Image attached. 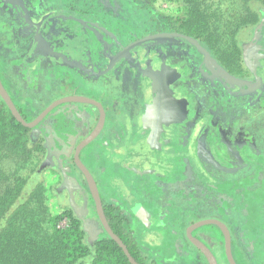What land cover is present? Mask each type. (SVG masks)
I'll return each mask as SVG.
<instances>
[{
    "label": "flooded vegetation",
    "instance_id": "af4514ba",
    "mask_svg": "<svg viewBox=\"0 0 264 264\" xmlns=\"http://www.w3.org/2000/svg\"><path fill=\"white\" fill-rule=\"evenodd\" d=\"M5 1L13 3L15 9H0V81L22 117L27 122L35 121L52 104L70 97L88 98L100 104L105 111L102 131L80 152L81 162L97 184L104 213L110 208L125 217L124 224L128 225L133 236H136L133 228H141L144 221L162 230H174L176 240L172 244L178 255L192 252L202 264L205 256L188 239V227L209 216L225 219L227 224H224L231 232L233 250V241L236 248V240L232 226L240 225L243 229L251 226L257 241L255 254L264 264V239H258L256 226L264 227L261 224L255 226L259 220L264 224V199L261 198L264 197V146L260 145V138L264 137V95L252 104L250 94L243 93L240 86L230 84L231 79L236 78L253 80L245 64L244 50L256 40L257 30L264 20V10L258 24L250 31L253 33L251 40L245 38L231 45L239 49L236 55L232 48L231 53H227V50L218 52L209 41L198 37L197 29L183 27L181 17L167 21L165 17L159 18V15L149 11V6L139 5L134 0ZM162 34L183 35L192 40H158L156 37ZM68 38L77 41L69 44V48L64 46ZM67 50L69 53L80 51L81 61L65 60ZM205 59H208V64ZM66 68L70 72L69 79L60 78L57 70L63 72ZM176 68L183 69L184 75L176 76ZM221 70L223 75L219 73ZM151 71L156 75H149ZM28 72H34L32 77L29 78ZM95 75L98 78L93 77ZM94 83L96 87L91 90V97L75 94ZM64 87L69 94L53 102L50 91ZM166 93L169 96L163 100L166 99ZM189 93L194 100L191 104L187 99ZM0 101L5 103L1 94ZM157 102L161 110L167 113V118H170V129L165 132L150 127L137 130V117L148 114L149 107ZM172 103L176 106H171ZM38 104L40 108L35 110L33 106ZM5 106L8 108L6 103ZM177 107L188 111L190 116L185 118L179 115ZM64 109L67 112L69 109L84 111L81 122L74 123L67 112L53 117ZM254 114L259 115L256 123H252L251 118V124L244 123L248 115L252 117ZM204 115L212 118L214 126L208 123L202 131L195 132L192 123ZM100 116V109L94 104L63 103L51 110L30 132H34L32 141L45 143L52 152L59 154L67 174L80 183V187L74 188L76 201L80 204L84 202L87 207L93 203L87 220L93 221L103 230L86 177L75 162L77 147L97 128ZM125 117L130 119L131 125ZM165 119L163 115L158 121ZM258 129L261 136L257 134ZM38 130L46 134L38 135ZM206 135L223 137L224 147L216 145L217 153H213L212 147L204 140ZM191 139L193 148L188 146ZM126 141L130 145L126 146ZM143 143L148 147L147 156L133 155L136 166L126 161L127 169L122 171L134 175L123 174V177L126 179L131 176L132 183L128 185L143 197V203L148 207L143 210L152 212L150 219V215L148 218L146 215L139 216L136 219L139 222L134 223L119 203L116 204L114 199H104L102 194L105 189H114L109 178H114L113 172L119 168L116 165L117 158L124 157L121 151L124 148L139 149ZM166 148L172 152H184L185 157L181 156L182 168L189 182L194 178L193 167L198 160L208 162V171L211 172L209 175L203 173L207 179H211L213 186L209 187L206 182L202 189L189 186L182 192L180 184L165 185L164 178L159 176V168L170 170L178 158L177 154H170ZM223 148L229 149L230 158H222L225 152ZM240 149L245 156L238 152ZM187 153L191 159L195 158L194 162L187 157ZM83 155L89 165L83 161ZM255 158H259L261 164L255 163ZM215 165L233 172L235 176L225 179L217 175L212 171ZM248 167L254 169L251 176H245ZM108 168L112 170L109 176L108 171H105ZM147 173H152V176ZM147 179L155 186V190H148L145 185ZM210 190L218 196L217 204L206 202L201 206L202 209L191 210V204L195 202L200 206L193 194L199 196ZM78 196L83 197L84 201L79 200ZM192 196L195 199L193 201ZM202 230H195L193 236L207 245L198 236ZM218 230L215 237L224 241L221 237L223 234ZM209 248L220 264L214 250L211 246ZM141 251L145 261L147 257H153L148 248H142ZM147 252L150 254L147 255ZM245 257L244 252H241V263L247 261L245 264H251ZM154 262L157 264V259Z\"/></svg>",
    "mask_w": 264,
    "mask_h": 264
},
{
    "label": "rangeland",
    "instance_id": "374dc122",
    "mask_svg": "<svg viewBox=\"0 0 264 264\" xmlns=\"http://www.w3.org/2000/svg\"><path fill=\"white\" fill-rule=\"evenodd\" d=\"M14 2H17L18 0H13ZM23 1V0H22ZM137 4L141 5H147L148 10L152 11L155 13V15H159V18L164 19L168 21V19L174 20L176 17L180 18L185 22L186 19H188V9L192 8L191 5L185 3L184 0H174L173 2H167L164 0H157L152 2L151 0H134ZM199 5L200 8L203 11V8L209 7L208 10V17L202 20L201 26H196L198 28L197 34L199 35L200 39L210 41V44L218 51H225L227 50V53H231V45H234V43L240 42L243 39L247 38L251 40L253 33H250V31L258 24V19L261 14V12L264 10V7L260 9L258 12L257 19L255 17V21L252 22L250 26L247 28H237L236 24L240 23V21L246 19V14L243 12L245 7L240 6V4L237 3V0H199ZM194 6V5H193ZM196 8V6H194ZM244 8V9H243ZM0 9H3V11H6V9H15L13 3L6 2L5 0H1L0 2ZM234 9V11H233ZM240 11V12H237ZM237 12V13H235ZM214 13L216 16H213ZM204 14V12H203ZM206 14V12H205ZM15 22V20H13ZM195 22L196 20L193 19ZM231 24V26H230ZM243 26V25H242ZM16 29V27H15ZM73 29V27H72ZM245 30L244 32H242ZM246 36V37H245ZM158 40L160 39H180V40H192V38L183 36V35H177V34H162L158 35L156 37ZM9 41H11L10 38H6ZM28 42V41H27ZM66 44H64L65 47H68L69 44H75L77 41L73 39H66ZM30 43V42H29ZM32 45V42H31ZM22 46L25 47V44ZM30 46V45H29ZM63 46V47H64ZM69 48V47H68ZM237 48V47H236ZM233 47L232 49L236 53V55L239 53V49H236ZM214 49V50H215ZM69 55V56H68ZM72 60L73 62L79 63L81 61V52L80 51H75L74 53H69L68 50L66 52V58L65 60ZM210 59V58H208ZM208 59H205V62L208 64ZM244 59H245V64L248 67L250 73L253 76V80L250 79H231V85H237V87H241V90L245 94H250L252 96L251 103L254 104L259 101L260 97L264 95V20L262 21L261 25L259 26L257 30V38L253 43L247 45L244 50ZM50 63V61H49ZM47 63V64H49ZM217 65V64H216ZM97 66V65H96ZM212 66V63H211ZM218 66V65H217ZM67 67V65H66ZM99 66H97V70ZM217 69V67H216ZM34 70H35V65H34ZM154 71H156L155 68H153ZM32 73L34 72H28L29 78L32 77ZM58 75L60 78H65L69 79L70 77V72H68L67 68L64 69L63 72H60L57 70ZM221 75H223L222 70L219 71ZM175 74L176 76L181 77L184 75V70L183 69H175ZM248 74V72L246 73ZM149 75L155 76L156 73L151 71ZM98 78L96 75L93 76ZM90 78V77H89ZM62 83V82H61ZM56 88V86L54 85ZM96 83L92 84V86H88L84 91H77L75 94L78 96H85V97H91V90L95 89ZM60 90V91H59ZM59 91V92H58ZM64 92H66L64 94ZM52 96V101L55 102L61 98H64L66 95L69 94V91L66 90V88H61L56 91H50ZM191 93L188 94V102L191 104L194 100H192V96L190 95ZM169 94L166 93L164 97L167 100ZM191 97V98H189ZM185 100V99H182ZM171 106H176L174 103L171 104ZM36 109L40 108V105H35L33 106ZM179 110V107H177ZM69 112H67V109L61 110L60 112H57L56 114L53 115V117L58 116L61 112H67L72 121L74 123L81 122L82 117L84 116V111H80L79 109H69ZM149 113L148 114H142L137 117V124L138 127H136L137 130H142L143 128L150 127L152 129L160 128L165 132V130L170 129V122L169 119L167 118V113L163 112L160 107V103H154L149 107ZM180 114L182 117L187 118L190 116V113L188 111H182L181 109L179 110ZM165 115L166 119L164 121H158L161 116ZM258 114H254L251 116L248 115L247 121L244 123L251 124L256 123L258 119ZM180 118V117H179ZM251 118V122L249 119ZM125 120L131 125V121L128 117H125ZM213 120L212 118H209V116H202L198 121H194L192 124L193 130L196 131H202V129L208 125L211 124V126H214L212 124ZM249 122V123H248ZM165 128V129H164ZM45 130V128H44ZM37 134L44 136L46 132L43 130H38ZM225 133H229L228 131H225ZM34 132H29L27 136L29 137L30 144L32 146L37 145L35 141H32V135ZM257 134L261 136V131L258 129ZM224 138H220L218 135H206L204 138L206 144L213 149V153H217L216 151V145H220L221 147H224L223 145V140ZM260 145L264 146V137L261 136L260 138ZM42 147V152L37 153L38 157L41 158V163L39 166V169L37 171V174L34 176L35 183H43L47 190H48V199L44 201V203L50 207V210L52 212H63L64 210H72L73 213L77 218L81 220L82 226H86L87 231L86 236H87V241L92 244L94 240L96 241L99 239L100 235L104 232H102V229H99L97 225H94L95 223L93 221H88V215L91 211L90 207L93 208V203H91L90 206L87 207V205H84V202L81 204L76 201V196L74 195V188L75 187H80V183L78 180L74 179L73 177L69 176L67 172L65 171L66 169L62 167V161L60 160L59 154L52 152L51 148H48L45 146V143H38ZM130 145L128 141H126V146ZM193 148L194 142L193 139L189 141V145ZM148 147L145 145V143L142 144V146H139V149L131 148V149H125L121 151V154H123L124 157L117 158V167L119 168L115 169V172H113V177H110L109 179L111 180V183L114 186L113 190L105 189L101 192H103L102 196L104 199L111 200L114 199L116 201V204H120L124 210H126L127 213H129L130 220L132 222L137 221V217H144L145 215L149 219L152 216V212L144 211L147 210L148 207H146V204L143 203V197H140L137 194V191L134 190L133 187L128 185L129 183H132V178L131 176L127 177L126 179L123 177V174H128L127 172L124 173L122 172L123 170L127 169L125 162L127 161L129 165L131 166H136L133 162V155L137 154H142V156H147L148 154ZM225 152L222 153V158L224 157L225 159L230 158L229 157V149L223 148ZM166 150L170 151L169 153L172 155L177 154V162L172 163L171 169L170 170H163V168H159V176L161 178H164L163 182H165V185H171V184H179L182 186V192L185 191V187L190 188H204L202 185H205L206 182H208L209 187H212V181L211 179H207L206 175L204 173H200L199 171V176L200 178H203L201 181L198 177L197 174V166H194V178L189 182L187 177L184 176L185 172L184 169L182 168V158L185 157L184 152H172V150L166 148ZM187 151V150H186ZM116 152V150H115ZM239 153H242L244 156V152L240 149L238 151ZM166 155H169L167 152H165ZM228 153V154H227ZM247 155V151L245 152ZM85 154V153H84ZM188 154V158L192 160L193 162L195 161L194 159L190 158V154ZM217 157V156H216ZM83 161L85 162L86 165H89V162L85 159V155H83ZM181 161V162H180ZM201 161V167L205 169L207 174L211 171H208V162L205 160H200ZM254 162L257 164H261V160L259 158H255ZM5 164V163H4ZM203 165V166H202ZM122 167V168H120ZM125 168V169H124ZM105 171H108V176H109V171L110 168L105 169ZM214 173L217 175L225 178V179H232L235 174L231 171H228L225 168L219 167V166H214L213 170ZM144 173H146L144 171ZM254 173L253 168H247L245 171V176H251ZM136 174V173H135ZM148 175L152 176V173H147ZM128 175H132L131 173ZM134 176V175H132ZM176 181V182H175ZM33 184L31 186V189L34 188L36 184ZM146 187H148V190H155V186L153 184L151 185L150 180H146L145 182ZM261 187V186H260ZM228 189V188H226ZM109 190V191H108ZM28 191H31L28 189ZM211 191V190H210ZM150 194V193H148ZM195 199L199 201L200 206L198 205L197 202L192 205V209H199L201 206H203L206 202L207 203H214V205L217 204V195L215 192H208L206 194H202L199 196H195ZM192 196V201L195 200ZM86 198V197H85ZM262 199L264 197L261 196ZM79 200H83V197L78 196ZM252 200L253 197H251ZM92 202V201H91ZM208 205V204H207ZM264 205V204H263ZM212 208V206H209ZM78 212L76 211V209ZM207 206L205 207V209ZM144 209V210H143ZM151 209L153 210L154 208ZM202 209V208H201ZM204 218V217H202ZM254 218V217H253ZM205 219H217L220 220L222 223H226L227 221L224 219H220L218 217H213L209 216L206 217ZM85 222V223H84ZM139 222V220L137 221ZM136 222V223H137ZM142 222V221H140ZM145 222V221H144ZM143 222V225H141V228L135 227L133 228L134 231H136V237L137 239L142 243H140L141 247L143 249L148 248L151 251V256L152 258L147 257L146 263L147 264H156L154 260L156 261L157 259V264H202V261L199 260L196 255L192 252L188 254H181L178 255L176 248H173L174 245L172 244L176 240V236L173 234L174 230H169V229H164L162 230L160 227H155L151 226L148 222ZM135 223V222H134ZM63 224V223H62ZM227 224V223H226ZM257 224H261L262 227H264V224L262 221H257L255 226ZM65 225V224H64ZM63 225V226H64ZM248 225V224H247ZM251 228V229H250ZM203 230L198 232V236L202 239H204L208 244L210 245L211 248L214 250L216 253L217 257L219 258L220 264H228L226 257H225V248H224V241L221 239H218L215 237V233H219V230L213 226H205L202 228ZM264 228H261L260 226H256V233L258 235V239L262 240L264 239V232L261 230ZM99 230V232H98ZM232 230L234 231V236L236 240V246L241 249V252H244L246 260L250 262L251 264H263L262 261L256 256L255 252L257 250L255 242L256 238H254V229L249 226L248 228H244L240 225H234L232 226ZM98 232V233H97ZM243 233V235L240 236V233ZM97 233V237L95 238V235ZM186 236V235H185ZM241 239H243V242H241ZM188 240V239H187ZM171 242V246H170ZM184 243V242H183ZM209 246V247H210ZM141 248V249H142ZM150 254L147 252V255ZM262 256V254H261ZM237 259V258H236ZM239 261V259H238ZM246 262H243L241 264H245Z\"/></svg>",
    "mask_w": 264,
    "mask_h": 264
},
{
    "label": "trees",
    "instance_id": "16d2710c",
    "mask_svg": "<svg viewBox=\"0 0 264 264\" xmlns=\"http://www.w3.org/2000/svg\"><path fill=\"white\" fill-rule=\"evenodd\" d=\"M184 1L192 8L188 9L183 27L198 30L202 20L209 16V7L202 11L199 0ZM240 2L245 7L246 19L236 26L242 29L257 19L264 0H237ZM29 132L0 101V264H130L123 250L106 233L90 244L81 220L72 210L52 212L44 203L49 197L48 190L42 182L36 184L34 180L41 163L37 153L43 149L40 144H30ZM105 213L112 230L133 258L147 264L137 237L124 224L125 217L110 208ZM64 221L67 223L62 226ZM233 247L235 260L239 259L241 264V249L235 248L234 241ZM203 260L208 264L204 257Z\"/></svg>",
    "mask_w": 264,
    "mask_h": 264
},
{
    "label": "water",
    "instance_id": "95a60500",
    "mask_svg": "<svg viewBox=\"0 0 264 264\" xmlns=\"http://www.w3.org/2000/svg\"><path fill=\"white\" fill-rule=\"evenodd\" d=\"M0 94L3 98V100L5 101V103L7 104L8 108H9L11 114L13 115V117L15 118V120L28 129L35 128L46 117V115L51 110H53L55 107H57L63 103H68V102L83 103V104L87 103V104H94V105L99 107L100 112H101V116H100L98 126L93 131V133L77 147L76 154H75V162H76L77 167L80 169V171L86 177V180H87L90 192H91V196H92V198L96 204L98 217H99L101 224L103 226L102 232L105 231L106 234L118 244V246L123 250L124 254L128 258L130 264H140L133 258L130 251L128 250L127 246L122 241V239L117 234H115L114 231L112 230V228L110 227V225H109V223L105 217V213L103 210L102 201H101V198L99 195L97 184H96L94 178L92 177L91 173L89 172V170L84 166V164L80 160L81 150L85 146H87L90 142H92L100 134V132L103 129V126L105 123V111L103 110L101 105L98 104L97 102L93 101V100H90V99L84 98V97H70V98H66V99H61L58 102H55L54 104H52L35 121L27 122L22 117L20 112L17 110V108L14 105L13 101L11 100L10 96L8 95L6 90L4 89L1 81H0ZM196 166H197L196 169H197L198 177L202 181V179L199 176V171H200V173H203V171L204 172H206V171L203 167H201V161L200 160H198ZM184 176H185V174H184ZM174 185L175 184H171L169 186H174ZM75 209L78 212L77 208H75ZM205 226H217L220 229L221 233L223 234V238H224L225 256H226V259L228 261V264H237V262L234 258V255H233L232 236H231V232H230L229 228L224 223H222L218 220L206 219V220L198 221V222L194 223L193 225H191L190 227H188L187 228V237L190 240V242L195 246V248H197L205 256L206 260L208 261V264H219V263H218L216 256L211 251V249L209 247H207V245H205L202 241H200L199 239H197L196 237L193 236V232L195 230H198V229L203 228ZM83 229L85 232H88L86 226L85 227L83 226ZM96 237H97V235H95L94 239H96Z\"/></svg>",
    "mask_w": 264,
    "mask_h": 264
},
{
    "label": "built area",
    "instance_id": "2783aa9c",
    "mask_svg": "<svg viewBox=\"0 0 264 264\" xmlns=\"http://www.w3.org/2000/svg\"><path fill=\"white\" fill-rule=\"evenodd\" d=\"M66 223H67V221H64L63 224H62V226H63L64 224L66 225ZM65 225H64V226H65Z\"/></svg>",
    "mask_w": 264,
    "mask_h": 264
}]
</instances>
